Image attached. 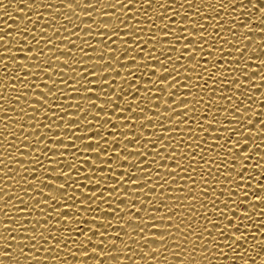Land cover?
Here are the masks:
<instances>
[{"label": "snow or ice", "instance_id": "1", "mask_svg": "<svg viewBox=\"0 0 264 264\" xmlns=\"http://www.w3.org/2000/svg\"><path fill=\"white\" fill-rule=\"evenodd\" d=\"M58 2L69 10L75 11L78 6L85 9L78 12L79 17H92L93 11L86 9H93L100 17H105L106 22L81 21V24L73 23L69 27L64 21H70L72 17L65 15L59 23L67 35L56 36L55 34L61 31L60 28L52 25L50 33L49 28L43 26L57 19L51 12L48 13L51 19L43 20L38 32L34 29H36V21L41 20L42 14L36 13L35 19L26 15L24 17L26 23L23 27L12 28L14 33H17L15 50L8 46L13 43L9 39L13 36V33L8 31L11 27L0 28V101H3L0 103V109H4L3 114L0 115V125H2L0 149H3L0 151V157H3L0 158V165L15 163L20 166L19 171L16 168H0V193H3L0 195V201H7L0 204V212L8 210L4 212V218H0V257L3 258L0 259V264H4L5 261L8 264H19L17 249L26 257L28 264H32V261L45 264L49 259L58 260L59 258L55 256H37L38 246H43V250L50 253L53 251V246L55 249L64 248L65 241L69 239L72 240L75 248L83 249L76 253L77 255L90 258L95 264H102V259L106 260L107 264L108 262L138 264L139 261H144L145 264H159L158 257L153 256L152 253H160L162 249L168 250L169 238L173 242V249L169 253L172 256L181 254L175 252V247L183 244L195 245L197 240L201 238L207 240L208 237L215 241L223 236L225 246L239 247L240 244L237 242L244 241L246 235V232H240L241 226L247 229L244 221L252 219L253 214L257 215L255 211L252 213L247 211L250 204L244 201H253L252 197H255L254 202L264 204V183H259L254 190L255 194L251 196L247 191L248 184L242 183L245 181V173L248 172L245 161L251 159L249 149L253 145L256 148L257 145L252 143L253 132L248 127L249 124H253L252 120L245 117L242 124L241 117L237 113L244 114L245 108L248 107V104H245L247 91L244 86L247 84L256 87L251 84L253 77L259 76L262 78L261 81H264V58L257 59L259 63L256 60L254 70L249 72V64L240 61L241 54L247 47L244 40H251V37L244 36L243 39L238 40V33L232 31L238 27L232 19L239 20L240 16L226 18L227 11L223 15H210V13H218L220 9H231L237 0H229L228 4H225L224 0H217L216 8L210 7L205 0H162V2L161 0H126V2L115 0L112 3L108 0H90V2L58 0ZM106 2L107 6L103 9L110 8L113 11H103L101 6ZM154 3L158 6L153 7ZM3 4L4 0H0V6ZM21 4L25 5V8L29 6L28 0H22ZM32 5L33 8L40 7L35 3ZM145 6L151 8V14L144 11ZM46 7L51 9L53 6L48 4ZM188 8H192L193 11L188 12ZM245 9L258 11L260 15L257 19L264 24V4L261 0H248L247 3L240 0L239 7L233 11L244 12ZM56 11L61 9L57 8ZM173 17L176 19L174 20ZM16 24L19 25V21H16ZM92 24L96 25L95 37L102 38L97 40V43L103 44V47L91 43L93 31H83L84 37L81 38L80 31L73 30L79 29L81 25L83 29H92ZM243 27L245 31L264 33V27L252 29L250 23ZM121 32L125 39H122ZM50 36L54 38L50 39ZM74 36L77 41L82 39V43L77 44L73 40ZM145 36L147 39H144ZM21 40L24 41L23 44L20 43ZM61 44L65 45V49H60ZM237 44L240 46L235 47ZM49 45H54L60 54L52 53V60H44L42 56L52 52L53 48H49ZM226 45L228 48L225 51ZM74 48L80 53L79 58L73 53ZM252 51L255 52L257 49L254 48ZM93 52L96 53L95 57L90 54ZM64 53H68V56ZM60 56L69 57L71 63L68 60L61 62ZM224 57H233V59L225 60ZM252 59L249 55L248 60ZM184 60L189 63L185 64ZM55 61L61 62L64 67ZM9 64L12 65L11 69L8 68ZM49 69H53L56 74L59 73V82L51 78L53 72ZM64 69H69L70 74L64 72ZM13 70L16 72L14 76L5 75L6 72ZM40 73L46 77L42 81V88L36 83L41 80ZM218 73L220 75H217ZM116 77H120V81H117ZM241 77L248 83L242 82ZM145 79L147 83H143ZM48 80H52L51 86ZM10 81H18V83H10ZM96 81L100 82L96 83ZM209 81L214 83L209 86ZM17 84L20 85L19 88L16 87ZM59 85L64 87L61 88ZM96 89H99V92ZM9 90L15 91L17 95L6 97L4 92ZM181 90L184 91V95H181ZM193 90L195 96L200 97L199 99L193 97L195 103L188 99V94ZM202 90L209 94V99L207 107L201 114L198 105L203 100ZM33 92L37 93L34 100L29 97V93ZM229 92L232 94L229 95ZM237 92L244 97L238 100L239 106L234 102ZM218 93L219 101L216 100ZM77 97L81 101H88V107L84 108L83 103H71V100ZM177 97H179L178 102ZM49 99L52 101L51 104ZM57 100L60 102L54 103ZM100 100H103V104L96 102ZM220 101L224 103L221 104ZM121 102H124L123 105ZM5 103L17 109L19 115L10 113L5 108ZM160 105L165 106L167 110L161 111ZM214 108L216 111L212 112L211 120H207L208 113ZM41 111L45 113L43 122L36 116V113ZM73 111L77 114L75 117L72 116ZM109 111L112 113L111 116L108 115ZM149 112L153 115H147ZM101 113L104 114V118L101 117ZM85 114H89L91 119L87 117L82 119ZM112 116H118L119 119L113 122ZM66 117L69 118L67 124ZM141 117L143 121L140 128L152 130L147 136L143 131L138 132L135 126V120ZM22 120L27 123H14ZM167 121L172 123L169 125ZM40 123L46 131H41L37 127ZM259 123L264 125V120H259ZM105 125L109 126L107 134L104 130ZM149 125L152 127L149 128ZM181 125L185 127L182 128ZM239 127L245 130L238 132L236 129ZM61 128L66 135H69L67 133L70 131L73 137L67 144L60 134ZM89 129H94L90 136ZM21 130L27 134L21 136ZM213 131L217 133L216 142L209 145L208 136H211ZM205 132L207 136L201 140L199 134ZM49 133L55 134L49 137ZM259 133H264V127L259 128L256 134ZM17 136L20 137L19 144L16 140H12ZM96 137L99 139H93ZM49 140L53 142L49 143ZM77 140L83 143V148L76 144ZM25 141L27 143H24ZM129 145L132 147L130 148ZM245 145L248 147L245 148ZM14 146L16 150L12 155H8L9 150ZM206 147L207 152H205ZM14 152L19 155H14ZM208 153H212L210 159L207 158ZM93 156L100 161L99 164L92 159ZM197 156L199 160L196 159ZM17 157L25 163H21L20 159H16ZM41 157L48 158L47 165ZM130 157L134 159L130 160ZM170 162L174 167H166ZM237 164L241 165L239 171L236 168ZM27 165L32 167L29 168ZM124 165H128V170H124ZM153 165L156 167L154 168ZM203 165H207V168ZM255 167L259 168L260 164ZM80 169H83V172ZM117 169H120L119 174ZM213 169L226 181L215 196H212V193L216 188H212V192L208 191V179L213 181L212 185L220 183V175H214ZM9 172H13L14 175H8ZM25 173L32 174L33 178L29 179ZM193 173H197L202 182L200 196L195 191L197 176ZM232 173H236V179L233 178ZM174 177H179V180L189 184L187 189L183 187L172 189L173 193L187 192L188 195L184 199L191 197L189 201L191 211H188L185 205L183 215L180 214L183 203L180 197H176L173 206H169L168 200L163 198V195L168 194V188L177 183L175 179H171ZM252 179L253 175L247 178L248 181ZM56 181L62 183L57 184ZM14 183L21 185L20 191L23 195L15 193L14 199L10 200L9 193L5 192V189H10ZM25 184L28 185L27 188L23 187ZM45 188L52 191L46 194ZM158 189L161 195L154 201L151 194L157 193ZM53 192L56 195H53ZM210 196L212 198L208 199ZM24 197H28V201H25ZM220 197L226 199L220 200ZM197 200L204 209L201 215L203 223L196 221L198 226L193 229V224L188 221L196 215ZM113 201L116 203L114 204ZM216 201H220L224 208L215 207ZM208 204H212L213 207L209 208ZM65 205L70 207L62 211ZM120 205L125 207L122 209ZM251 207L256 208L254 204H251ZM49 208L51 212L48 211ZM26 209L28 211H25ZM237 209L245 211L241 213ZM34 210H38L43 219L36 218L34 222L30 219L26 222L29 220L26 217H32ZM209 212L216 213L219 219L209 218ZM9 213L18 215H9ZM121 213L124 215L121 216ZM184 217L186 219H181ZM113 219L116 220L115 225L112 223ZM50 220L56 223L50 225ZM73 224L75 227H72ZM182 224L183 228H181ZM28 225H32L31 229ZM212 230L217 234L212 235ZM5 232L7 235H4ZM15 232L22 233L19 239L12 235ZM225 232L228 233L227 236ZM205 233L208 235L205 236ZM9 240L16 242L17 248H13ZM133 241L143 242L150 251L144 252L137 243L136 246L144 253L143 256H138L131 251ZM150 241L160 243L153 247ZM21 244L31 247L34 251L24 253ZM256 244H264V240H257ZM108 245L113 246L111 251L104 250ZM67 251L71 253V249ZM195 251V246L190 251L182 248V252L187 253L185 256L187 259ZM200 255L203 256L204 252L201 251ZM129 256L135 259L129 260ZM164 259L167 260V257Z\"/></svg>", "mask_w": 264, "mask_h": 264}, {"label": "bare ground", "instance_id": "2", "mask_svg": "<svg viewBox=\"0 0 264 264\" xmlns=\"http://www.w3.org/2000/svg\"><path fill=\"white\" fill-rule=\"evenodd\" d=\"M70 2H74V0H70ZM85 2H90V0H85ZM109 3L115 2V0H108ZM126 2V0H125ZM162 2V0H161ZM206 3L210 4V7L212 8H216L217 5V0H205ZM248 0H244V3H247ZM22 0H4V4L3 6H0V28H7V27H11L8 29L9 32L13 33V36L9 37V39H11L13 41V43L11 45H8L9 47H12L13 50H15L16 47V38L15 35H17V33H14V29L12 28H17V27H23L24 24L26 23V20L24 19V17L30 16L32 17V19H35L36 13H41V20L40 21H36V29H34L35 31H39V26L42 24L43 20L45 19H51L50 16H48V13L51 12L52 15H54L55 17H57V19L55 20H51V24H44L43 26L46 28H49V32L51 33V26L55 25L57 28H60V32L56 33V36H64L67 35V33L63 30V26L59 23V20H61L65 15L67 16H71L72 20L70 21H64V24L68 25L69 27L72 26L73 23L75 24H81V21H83L84 23H92L94 20H97V22H99V20L101 22H106V18L105 17H100L98 12H95L93 9H86V11H93V16L92 17H79L78 16V12L79 11H83L85 9L80 8L79 6L77 7V9L75 11L73 10H69L67 8H63L62 5L58 2V0H28V4L29 6L25 8V5L21 4ZM32 3H35L37 5H39L40 7H36L33 8ZM225 4L229 3V0H224ZM239 3L240 0H237L236 4L232 5L231 9H220V11L218 13H210V15H223L225 13V11H227V17L226 18H233L237 15L240 16L239 20H235L232 19V22L236 23L238 25L237 28L232 29L233 32H237L238 33V37L237 39H243L244 36H250L251 40H244V44L247 46L245 48V52L242 55V59H241V63H245L247 62L249 64V72H251L252 70H254V67L256 66L255 61L257 59L260 58H264V33H261L259 31H245L243 25L246 24H251L252 29H257L260 27H264V24H261L260 19H257V17H259V12L258 11H250L249 9H245L244 12H239V11H233L234 9H237L239 7ZM261 3L264 4V0H261ZM51 4L53 7L50 9L48 7H46V5ZM107 6V2L105 5L101 6L102 9L103 7ZM139 7V5H137ZM158 5H156L154 3L153 7H157ZM97 7H99V5H97ZM131 7V6H129ZM185 7L187 8V5H185ZM57 8H60L61 11H56ZM188 12H192L193 9L192 8H188L187 9ZM103 11H113L110 8H106L103 9ZM145 12H148L149 14H151V8L145 6L144 8ZM201 11H203V5H201ZM19 12V13H18ZM167 14V13H166ZM115 16V14H113V17ZM173 19L175 20L176 17H173ZM16 21H19V25L16 24ZM113 22L115 23V20L113 19ZM157 23H163L162 21H157ZM223 23V21H222ZM92 29H83L82 25L79 29H73L74 31H80L79 35L81 38L84 37V32L83 31H93L92 35L93 37L91 39H93L91 41L92 44L96 45L97 47H103V44H98L97 40H100L102 38L100 37H95L96 33H95V24H92ZM43 35V34H42ZM158 35H163V33H158ZM121 37L122 39H125L126 37H124L123 32H121ZM32 37L30 36L29 39H31ZM50 39H53L54 37H49ZM87 39V38H84ZM144 39H147V36L144 37ZM73 40L77 43L80 44L82 43V39L77 41L76 37H73ZM21 44L24 43L23 40L20 41ZM57 43H60L59 41H57ZM151 46V45H150ZM240 45L237 44L235 45V47H239ZM49 48H53L51 53H48L47 56H42V59L44 60H52V53H54L55 55H59L60 53L58 51H56V49L54 48V45H49ZM69 47H72V45H69ZM159 47V46H158ZM229 47H233V45H229ZM228 48V46L226 45L224 50L226 51ZM257 49V51L253 52V49ZM60 49L63 50L65 49V45L61 44L60 45ZM73 53L75 54V56L77 58H79L80 53L77 51V49H72ZM93 57L96 56V53H90ZM65 56H68V53H64ZM175 55H179V53H175ZM251 55L252 56V60H248V56ZM65 56H60L59 60L61 62L68 60L71 63V60L69 57H65ZM217 58H219V56H217ZM22 59V57H21ZM53 59H55V57L53 56ZM139 59V58H138ZM225 60L228 59H233V57H224ZM59 61H55V63H61ZM257 63H259V61H256ZM28 63V62H26ZM185 64H188L189 61L184 60ZM210 66V65H209ZM61 67H64V65L61 63ZM99 67V66H98ZM8 68H12V65L9 64ZM33 71H35V69H33ZM50 72H53V69H49ZM66 73L70 74V70L69 69H64L63 70ZM16 74L15 70L13 71H9L6 72L5 75H9V76H14ZM41 75V80L40 81H36V83L42 88L43 87V83L42 81L44 79H46V77L43 76V73H40ZM217 75H220L219 73ZM258 75V74H257ZM51 78L53 80H56L57 82H59L60 77H59V73H55L53 72V76H51ZM67 78V77H65ZM154 78V77H153ZM120 77H116L117 81H120ZM171 79V78H170ZM242 80V77H241ZM262 78L257 76V77H253V80L251 81L252 85H256V87H252L251 85H245L244 89L247 91V96L245 97V104H248V107L245 108V113L244 114H240L237 113V115H239L241 117V123L243 124L245 121V117L247 119L252 120L253 124H249L248 127L252 129L253 135H252V143L256 144L257 147L255 148V145H253L252 148L249 149V155H251V159L245 161V164L247 165L248 168V172L245 173V181H243L242 183H247L248 184V188L247 191L249 192V195H253L255 194L254 190L255 188L259 185V183H264V133H259L258 135L256 134L259 130V128L264 127V125H261L259 123V120H264V81H261ZM7 81H5L6 83ZM49 86H51L52 84V80H48L47 81ZM100 81H96V83H99ZM242 82L244 83H248L242 80ZM10 83H18V81H10ZM69 83H71V81H69ZM143 83H147V79H145V81H143ZM214 82L213 81H209V86H211ZM17 88L20 87L19 84L16 85ZM59 87L63 88V85H59ZM77 87H79V85H77ZM67 90V89H65ZM81 91H83L81 89ZM97 92H99V89H96ZM153 91H156L155 89H153ZM203 93V100L201 102L200 105H198L199 109H200V113L202 114L204 112V109L207 107V101L209 99V94L204 93V91L202 90ZM229 95H231L232 93L229 92ZM4 95L6 97L8 96H15L17 95V93L15 91L9 90L4 92ZM57 95H59V93H57ZM76 95V94H73ZM101 95H103L101 93ZM181 95H184V91L181 90ZM37 96L36 92L33 93H29V97L30 99L34 100ZM195 96V90H193L192 93L188 94V99L192 102L195 103V100L193 99V97ZM199 96H195V99H199ZM94 99V98H93ZM128 99H131V97H128ZM165 99H167V97H165ZM171 99V98H170ZM239 99H244L243 96H241V94L239 92H237L234 96V102H237V105L239 106L240 102L238 101ZM179 100V97H177V102ZM216 100H220V96L219 93L216 96ZM51 99H49V103L51 104ZM60 101H54V103H59ZM97 103L103 104V100L100 101H96ZM221 104H223V101H220ZM0 103H3V101H0ZM71 103L73 104H77V103H83L84 108L88 107L89 102L88 101H81L78 97L75 99L71 100ZM122 105L124 102H121ZM13 104H15V101H13ZM144 105H141V107H143ZM191 106V105H190ZM37 107H39V105H37ZM82 107V105H81ZM161 107V111L163 110H167L165 106L160 105ZM173 107H175V105H173ZM181 107H183V105H181ZM5 108L11 113L14 112L13 115H19V111L17 109H15L12 105H10L9 103H5ZM4 109H0V115L3 114ZM95 111V110H93ZM134 111H138V109H134ZM216 111V109L214 108L212 111H210L208 113V117L207 120H211V116H212V112ZM45 113L43 111L41 112H37L36 116L43 122V118H44ZM61 115H63V113H61ZM77 114L73 111L72 112V116L75 117ZM108 115H112V113L109 111ZM138 115V114H137ZM147 115L152 116L153 113L149 112L147 113ZM89 118L91 119V116L89 114H85L83 118ZM101 117L104 118V114L101 113ZM199 119V116L197 117ZM229 119L231 118L230 116L228 117ZM25 120L27 118H24ZM69 118H65V122L67 124ZM113 122H116L119 117L118 116H112ZM170 119V118H168ZM177 119H180V117H177ZM143 121V117H141L140 119H136L135 120V126L137 128V131H143L144 135L147 136L149 135V133L152 131L150 129H141L140 128V124ZM15 122H20V123H27V121H14ZM47 121H45L46 123ZM213 123H216L215 121H212ZM28 123H33V121H28ZM93 123H95V121H93ZM171 121H167V124H171ZM0 127H2V125H0ZM25 127H27V125H25ZM38 128L41 129V131H46V129H43V124L40 123L37 125ZM149 128H151L152 126L149 125ZM181 127H185V125H181ZM195 127V126H193ZM217 127H219V125H217ZM54 128V132L56 131L55 126H53ZM83 128V126H82ZM109 128L108 125L104 126V130H105V134H107V129ZM82 130V129H81ZM94 129H89L88 130V135L90 136L91 131H93ZM238 132H242L245 129L243 127H239L236 129ZM39 131V130H38ZM149 132V133H148ZM7 134V133H5ZM27 133H24L22 130L20 132V135H25ZM53 134L55 133H49V137H51ZM60 134L62 137L65 138V143L67 144L69 141H71L73 139V137L70 135L71 132L68 131L66 135L63 128L60 129ZM132 133H130L131 135ZM167 135V133H166ZM201 137V140L203 139L204 136H207V132L199 134ZM216 137H217V133L215 131H213V134L211 136H208V143L209 145H213L216 142ZM234 138V137H233ZM19 139L20 137H13L12 140H16L17 143L19 144ZM93 139H99L98 137L93 138ZM34 142V141H33ZM49 143H52L53 141L49 140ZM24 143H27V141H25ZM174 143H176L174 141ZM251 143V142H249ZM76 144L83 148V143L79 140L76 141ZM37 146H42V145H37ZM55 147V146H54ZM129 147L131 148L132 145H129ZM245 148H247L248 146L245 145ZM16 150V146H14L12 149L9 150L8 155H12V152ZM47 150V149H45ZM0 151H3V149H0ZM21 151H24L23 149H21ZM71 151V149L69 150ZM91 151V150H89ZM205 152H207V147L205 148ZM14 155L18 156V153H13ZM6 155V153H5ZM26 155V154H25ZM212 153H208V157L207 158H211ZM3 158V157H0ZM16 159H20L21 163H25L24 160H22L20 157H17ZM41 159L45 160V164H48V158L47 157H41ZM92 159L94 161H96L97 164L100 163L99 160L96 159L95 156L92 157ZM130 160H133L134 158H129ZM197 160H199V156L196 157ZM147 163V162H146ZM202 164V162H201ZM260 164L259 168H256L255 165ZM91 167H94L92 165H89ZM115 166V165H113ZM195 166V165H194ZM16 168L18 171V167H20L19 165L15 164V163H6V164H2L0 165V168ZM27 167L31 168V165H27ZM153 167L155 168L156 165H153ZM166 167H174L173 165H171V162L169 163L168 166ZM198 167V166H196ZM203 167L207 168V165H203ZM124 170H128V165H124L123 166ZM237 171L240 170L241 165L237 164L236 165ZM50 170V169H49ZM81 172H83V169H80ZM120 169H117V174H119ZM55 174V173H54ZM213 174L214 175H220L219 173H215V169H213ZM227 174V173H226ZM8 175H14L13 172H9ZM26 176H28L29 179H32V174L30 173H25ZM194 176H197V185L195 188V191L197 193L198 196L202 195L201 192V188H202V182L198 176L197 173H193ZM233 176L234 179H236V173H232L231 174ZM253 175V179L251 181H248L247 178L249 176ZM46 179H50V177H45ZM17 179H19V177H17ZM171 179H175L177 181V183H174L171 185V187L168 188V194L163 195L164 199L168 200L169 206H173L176 202V197H180L181 200L183 201L182 205H181V209H180V214L183 215L185 212V205H187V210L191 211V204L189 203V201H191V197L188 196L187 199H184V197H186L188 194L187 192H172L173 188H185L187 189L189 184H186L183 180H179V177H174ZM10 183L11 182H7ZM57 184L62 183V181H56ZM190 183V182H189ZM226 183V181H224V177L222 175H220V183L217 185H212L213 181L211 179H208V184H209V188L208 191L212 192V188H216V191L212 193V196L218 195L219 190L221 187H223V185ZM40 185L38 184V187ZM152 186V185H150ZM230 186V185H228ZM234 186V185H233ZM23 187L27 188L28 185H23ZM90 187H94V186H90ZM167 187V186H166ZM21 185L20 184H13L12 187L10 189H5V192L9 193L8 199H14V194L17 193L19 195H23V193L20 191ZM90 190V189H89ZM49 191H52L51 189H44V192L47 194ZM79 191V190H77ZM225 191H227V189H225ZM29 192H31V189H29ZM53 195H56L55 192L52 193ZM242 194V193H241ZM0 195H3V193H0ZM77 195L79 196V193H77ZM153 196V200L156 201L157 197L160 196V192L159 189L157 190V193H152L151 194ZM169 195H171V199H169ZM234 196H235V191H234ZM212 197H208V199H211ZM234 198V197H233ZM25 201H28V197H24ZM226 197H220V200H225ZM243 199V198H242ZM255 197H252V200L249 201H244V203H248L250 204V207L247 209L248 212L252 213L253 211H255L257 213V215L253 214V218L250 220H245L244 224H247V229H245L243 226H241L240 228V232H246L245 235V239L242 242H237L238 244H240L239 247H237L236 245H232L231 247H227L225 246V244L223 243L224 237L221 236L219 237L217 240L212 241L211 237H208L207 240H204L203 238H201L200 240H197L195 242V245H191V244H183L182 246L179 247H175V252L177 253H181L178 256H172L170 255V251L173 249V242L172 239L169 238V241L167 242V247L168 250H161L160 253H152L153 256L158 257L159 260V264H262V258H264V244H256L257 240H264V215H262V210H264V204H260L259 202H254L255 201ZM7 201H0V204L2 203H6ZM179 202V201H177ZM113 203L115 204L116 202L113 201ZM251 204H254L256 206V208L251 207ZM21 207H23L24 205H20ZM59 206V205H57ZM43 208V205L41 206ZM70 206L69 205H65V209L63 210H67ZM106 207V205H105ZM124 205H120V208H124ZM139 207V206H137ZM149 207H151V204L149 205ZM195 207L197 209L196 215L195 217H193V219L191 221H188V223L193 224V229H195L198 225L196 224V221H200L201 223H203V221H201V215L203 214L204 209L200 207V202L199 200H197L195 202ZM208 207L211 208L213 207L212 204H208ZM215 207H217L218 209H223L224 205L222 203H220V201H216L215 203ZM74 210V208H73ZM8 210L5 209L4 212H7ZM13 211H15V209H13ZM25 211H28L27 209ZM38 210H34L32 213V217H26V222H29L30 219L33 220V222L35 221L36 218H40L43 219L42 216L39 215V213L37 212ZM49 212H51V208L48 209ZM225 211H227V209H225ZM237 211H240L241 213H243L245 210L244 209H237ZM4 212H0V218H4ZM9 215H18L17 213H9ZM124 213H121V216H123ZM231 215V214H230ZM209 218L211 219H216L218 220L219 217L217 216L216 213H211L209 212L208 214ZM102 218V217H100ZM51 219V217H50ZM69 219L71 220V217H69ZM181 219H186V217L181 218ZM42 222V221H40ZM177 222H179V218H177ZM39 223V222H38ZM56 223L53 220H50L49 224H54ZM113 225L116 224V220H112ZM29 229H31L32 225H28ZM72 227H75V225L73 224ZM184 225H181V228H183ZM39 230H43V229H39ZM201 232H203V228L200 229ZM123 231V230H122ZM138 235H142L137 233ZM216 231L212 230V235H216ZM4 235H7V233L5 232ZM12 235L16 236L18 239L19 237L22 235V233L19 232H15L12 233ZM45 235H47V233H45ZM121 235H123V233H121ZM208 234L205 233V236H207ZM228 233L225 232V236H227ZM237 235H239V233H237ZM121 239H123V237H121ZM191 239V237H190ZM9 243H11L13 245V248H17L16 242L9 240ZM137 243L140 244V247H142L144 249V252L150 251V248H148L147 246H145L143 244V242H136L133 241L131 242V251L137 253L138 256H143V252L140 251V248H138L136 245ZM151 244H153V247H155V245L159 244L160 242L158 241H150ZM216 245V246H213ZM195 246L196 247V251L194 253H192V256L188 257V259H185V256L187 255V253L182 252V248H187L189 249V251L191 250V248ZM20 247L24 248V253H28L30 251H34L31 247L26 246L21 244ZM39 250L36 251V255L37 256H48V257H58V260H52L49 259L47 262H45V264H95L94 261H91L90 258L87 257H81L79 255H77L76 253L83 251V249H78L75 248L73 246L72 240H66L65 241V247L62 249H55V247L53 246V251L52 252H46L43 250V246H38ZM112 245H108L107 248H105V251H111L112 250ZM67 249H71V253H69L67 251ZM7 250V249H5ZM201 251L204 252V255L201 256L200 253ZM17 254L19 255V258L22 257L23 260L19 259V264H28V262L26 261V257L23 254H20L18 252L17 249ZM123 255V254H121ZM235 255V256H234ZM167 257V260H165L164 258ZM237 257V258H236ZM0 259H3L2 257H0ZM129 260L135 259V257H131L129 256L128 258ZM84 260V261H82ZM4 264H8L7 261L4 262ZM32 264H37L36 261H32ZM102 264H107L106 260L102 259ZM108 264H113V262H108ZM138 264H145L144 261H139Z\"/></svg>", "mask_w": 264, "mask_h": 264}, {"label": "clouds", "instance_id": "3", "mask_svg": "<svg viewBox=\"0 0 264 264\" xmlns=\"http://www.w3.org/2000/svg\"><path fill=\"white\" fill-rule=\"evenodd\" d=\"M14 251H16V250L14 249ZM19 259H20V260H23L22 257H20ZM185 259H187V258H185ZM24 262H25V261H24ZM24 262H23V264H24ZM262 264H264V258H262Z\"/></svg>", "mask_w": 264, "mask_h": 264}]
</instances>
